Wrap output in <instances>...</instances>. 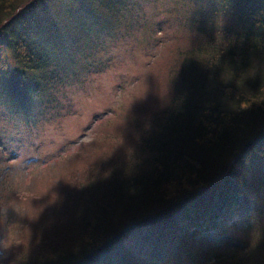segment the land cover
<instances>
[{
  "label": "trees",
  "instance_id": "16d2710c",
  "mask_svg": "<svg viewBox=\"0 0 264 264\" xmlns=\"http://www.w3.org/2000/svg\"><path fill=\"white\" fill-rule=\"evenodd\" d=\"M263 8L264 0H0V210L19 214L6 225L0 215V264H264ZM67 22L75 31L96 23L112 46L140 34L142 60L129 96L102 108L90 139L37 158L50 159L39 186L20 194L14 185L15 194L6 188L11 161L29 148L6 134L16 113L26 130L60 122L73 88L113 66L99 40L84 56L85 39ZM214 228L233 242L199 235Z\"/></svg>",
  "mask_w": 264,
  "mask_h": 264
},
{
  "label": "rangeland",
  "instance_id": "374dc122",
  "mask_svg": "<svg viewBox=\"0 0 264 264\" xmlns=\"http://www.w3.org/2000/svg\"><path fill=\"white\" fill-rule=\"evenodd\" d=\"M67 25L73 34H77L81 39H85L83 44L79 43L82 45V52L84 56L91 51L92 47L97 43L98 40L101 41L106 47L109 45L108 51L110 54L108 52L103 57V59L108 61L109 54L113 60V66L105 71H102L98 75H93L92 77L83 80L77 84L78 86L73 88L70 93V101L67 100V103L70 107V114L64 116L59 124L47 125L45 121H40L39 127L31 123V128L26 130L24 126H16V124L19 123V117L15 112L17 121L8 125V128L5 129L6 134L12 135L13 138L24 139L22 140V144H27L30 150V153H28L27 148L22 145V150H18L17 152V158L11 161L12 171L9 173L11 176V181L7 183L6 188L8 191H14L15 194L17 191V187L15 186L19 187L20 194H33L35 189L39 186L37 181L40 173L39 167L44 162L48 163V160L50 159L45 158L44 160H37V158L43 155L47 156L53 154L57 151H60L61 149L64 151L67 149L71 150L75 148L80 141L84 142L90 139L94 125H96V118L106 116L105 113L102 112V108L109 109L111 106L122 102L125 98L123 93L126 96H129L128 88L129 86L133 85L138 65L142 60L139 49L140 46L138 47L135 45V39L142 40L140 34L138 36L131 34L121 36L127 37L124 40H126L125 42L128 44L120 45L119 43H115L112 46L114 39L112 36H110L111 32L109 35L103 34L105 29L101 28L96 23L90 26H83L81 30L76 31L72 29L76 25L75 22L73 24L67 22ZM94 33L103 35L97 38ZM130 46L134 47L130 48ZM161 46L162 43L158 45V49H160ZM73 49L75 50L76 46H73ZM9 55L10 52H7L8 57ZM116 60H119L117 67L115 66ZM113 67L114 69H112ZM83 93L85 94V97ZM93 112H95V116L90 120ZM1 121L4 126L6 122L3 118ZM87 124L88 126L86 127ZM83 130L84 134L79 135ZM25 139H28V143L25 142ZM73 141L74 143H72ZM255 165L256 163L254 162L250 163L247 171L253 169ZM24 169H28V172L24 173ZM0 170L6 171L7 166H3V168H0ZM21 179L22 182H19ZM0 215H4L5 219L3 218V220L6 225L12 219L16 220V215L19 214H7L6 210L2 209L0 210ZM249 222L250 219L244 217L237 220L235 224L246 225ZM230 223L232 222L227 221L225 222V225L227 226ZM6 228V226L1 225L0 231L6 230ZM13 232H15V230ZM200 234L206 238L210 244L220 245L224 240L233 242L227 230L214 228L207 231H201L199 235ZM198 236L193 235L192 240H196ZM146 237L156 238L155 235H148ZM4 239L5 237L0 233V247L2 249V251L0 249V254H4L5 252ZM171 240L172 239L168 240V245L171 244ZM159 242L162 244L161 238L159 239ZM127 250H130L127 252V260H129L130 257L136 258V254H132L133 250L131 248H126L124 251Z\"/></svg>",
  "mask_w": 264,
  "mask_h": 264
},
{
  "label": "bare ground",
  "instance_id": "6f19581e",
  "mask_svg": "<svg viewBox=\"0 0 264 264\" xmlns=\"http://www.w3.org/2000/svg\"><path fill=\"white\" fill-rule=\"evenodd\" d=\"M264 9V8H263ZM245 10H246V8H245ZM257 10V9H256ZM260 11H261V9H260ZM247 12H249V11H247ZM256 14H258V13H256ZM260 14H261V12H260ZM246 15H247V13H246ZM263 15V14H262ZM262 15L260 16V17H262ZM263 17H264V15H263ZM262 17V18H263ZM248 18V17H247ZM206 20H207V18H206ZM208 21V20H207ZM204 22V21H203ZM202 22V23H203ZM206 22V21H205ZM208 23V22H207ZM201 25V24H200ZM203 25V24H202ZM209 25V24H208ZM46 54V53H45ZM43 60V59H42ZM45 60V59H44ZM50 63V62H49ZM249 79V78H248ZM246 82V84H247V81H245ZM86 89V88H85ZM6 90V89H5ZM2 91V90H1ZM90 94V93H89ZM7 95V94H6ZM83 95H84V97H85V94L83 93ZM89 96V95H88ZM218 97V96H217ZM68 99V98H67ZM107 110V109H106ZM108 111V110H107ZM219 111V110H218ZM42 112V111H41ZM46 117V116H45ZM174 131V130H173ZM175 133V132H174Z\"/></svg>",
  "mask_w": 264,
  "mask_h": 264
}]
</instances>
